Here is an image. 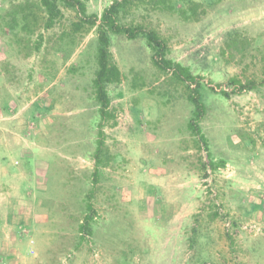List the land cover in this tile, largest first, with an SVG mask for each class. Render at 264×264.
<instances>
[{
    "label": "rangeland",
    "instance_id": "374dc122",
    "mask_svg": "<svg viewBox=\"0 0 264 264\" xmlns=\"http://www.w3.org/2000/svg\"><path fill=\"white\" fill-rule=\"evenodd\" d=\"M84 1L100 16L116 0ZM120 1L121 23L156 30L200 77L207 144L188 127V83L145 40L111 35L122 80L108 85L94 184L96 27L75 31L63 1L46 27L38 1L0 0V264H264V0H195L194 14ZM29 4L31 30L13 21Z\"/></svg>",
    "mask_w": 264,
    "mask_h": 264
},
{
    "label": "trees",
    "instance_id": "16d2710c",
    "mask_svg": "<svg viewBox=\"0 0 264 264\" xmlns=\"http://www.w3.org/2000/svg\"><path fill=\"white\" fill-rule=\"evenodd\" d=\"M40 7L44 10V20L46 27H52L57 20L63 16L62 9L59 5V1L65 2L68 6L77 9L80 15V20L74 23V30H79L84 26L96 27L98 36V48H97V69L93 78V88L95 98L99 105V112L101 115V122L98 128V140L95 151V171L93 173V182L96 184L98 178V170L101 163L103 146H104V130L102 122L111 116L110 112V96L108 93V85L112 83H118L122 80V71L116 63L111 60L110 46L111 35L121 34L128 39L141 38L145 40L147 46L152 50V60L156 66L164 70H170L176 77L182 79L188 83L190 87V94L188 95L189 101L193 104L194 109L192 116L188 122V127L195 134L198 140L202 144H207V138L201 129L200 121L206 113V105L202 99L200 92L201 83L198 80L200 77L195 75L190 67L184 66L182 63L174 61L167 56L168 45L166 40L154 29H147L142 25H127L123 24L119 20V13L122 8V2L116 0L109 6L103 9L100 16L93 13H88L87 6L84 0H36ZM181 4V10L184 13L194 14L196 5L195 0H176L173 3V7L179 8ZM32 5H16L20 17L18 15L13 16L15 23L22 24L23 28L31 30V26L38 23L37 15H34ZM172 7V8H173ZM188 10V11H185ZM33 14V16H32ZM33 19H30V17ZM32 24V25H31ZM31 25V26H30ZM232 83L239 90L252 89L256 85L253 81L242 83L241 80L234 78ZM224 95L228 96L229 93L225 90L221 91ZM211 166L213 169L220 164H224L223 160L218 163L211 160ZM92 190L88 193L87 213L80 226L81 236L83 239L86 236L92 235V222L95 214V208L92 203Z\"/></svg>",
    "mask_w": 264,
    "mask_h": 264
}]
</instances>
